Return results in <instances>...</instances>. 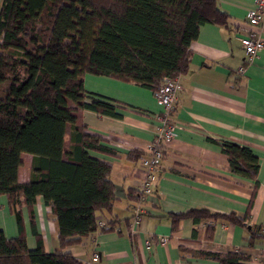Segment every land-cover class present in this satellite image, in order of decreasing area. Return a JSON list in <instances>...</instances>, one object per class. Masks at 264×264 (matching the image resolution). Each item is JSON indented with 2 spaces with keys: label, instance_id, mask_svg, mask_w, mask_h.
<instances>
[{
  "label": "trees",
  "instance_id": "obj_1",
  "mask_svg": "<svg viewBox=\"0 0 264 264\" xmlns=\"http://www.w3.org/2000/svg\"><path fill=\"white\" fill-rule=\"evenodd\" d=\"M206 24L228 26V16L215 0H1L0 196L7 199L18 236L8 239L0 229V264H87L65 249L118 230L117 220L98 227V214L112 211L115 188L111 164L90 156L114 152L76 124L75 110L68 105L120 118L118 105L86 92L85 75L106 76L154 92L165 78L187 71L190 44ZM220 147L230 172L253 181L254 196L257 157L236 144L224 142ZM22 154L33 157L26 183L18 182ZM37 197L50 209L56 225L59 250L54 253L44 252L36 228ZM23 208L36 241L34 249L27 247ZM170 218L174 230L183 219L242 226L248 213L239 218L194 209ZM126 226L133 238L130 223ZM212 231L206 226V239ZM248 234V247L264 238L259 228ZM190 256L218 264L249 260L234 249Z\"/></svg>",
  "mask_w": 264,
  "mask_h": 264
},
{
  "label": "crops",
  "instance_id": "obj_2",
  "mask_svg": "<svg viewBox=\"0 0 264 264\" xmlns=\"http://www.w3.org/2000/svg\"><path fill=\"white\" fill-rule=\"evenodd\" d=\"M220 11L228 16V26L206 24L200 27L191 42L188 69L177 77L180 91L176 94L171 120L175 136L165 147L153 194L144 203L136 234H128L133 207L137 204L139 186L144 179L141 160L154 139L156 116L161 113L153 92L134 83H125L106 76L85 75L86 92L118 105L120 118L78 109L73 103L76 124L86 132L99 136L114 155L91 152L90 156L111 164L110 180L115 201L111 213L98 214L103 223L117 220L118 230L85 238L80 244L65 249L76 259L91 264H218L209 259L194 258L192 252L240 250L249 256L244 264H264V238L248 247V231L260 229L264 235V48L250 63L244 64L239 38L254 30L264 42V23L252 28L246 20L252 0H215ZM1 7V0H0ZM244 68L242 75L238 74ZM228 142L248 148L258 160L257 188L253 181L232 174L220 144ZM23 165L18 182L29 180L33 157L21 156ZM203 209L211 213L234 214L248 219L243 225L217 220L195 224L183 219L172 228L171 215ZM35 223L45 253L59 250L56 225L51 212L37 197ZM24 234L29 249L36 241L31 234L28 212L22 209ZM206 226H212L209 239ZM0 229L8 239L18 230L7 199L0 196ZM195 231V238L192 237ZM166 237L163 246L149 249L151 238Z\"/></svg>",
  "mask_w": 264,
  "mask_h": 264
},
{
  "label": "built area",
  "instance_id": "obj_3",
  "mask_svg": "<svg viewBox=\"0 0 264 264\" xmlns=\"http://www.w3.org/2000/svg\"><path fill=\"white\" fill-rule=\"evenodd\" d=\"M253 7L247 12L246 20L250 27H260L264 23V0H252ZM240 46L244 53V64H250L264 48V42L258 34L250 29L239 38ZM244 68L240 67L238 74L242 75ZM180 91L177 78H165L163 85L153 92L157 104L161 107V113L156 116L157 125L154 130V139L147 148V156L141 160V169L144 179L139 186L137 204L133 207V215L130 222V233L135 235L142 216L147 213L145 202L153 194V185L157 179L160 163L165 154V147L175 136V125L171 115L176 103V94ZM98 227L103 225L101 220L97 222ZM166 237L151 238L146 246L151 249L154 245H165ZM98 254L94 252L91 257V264L98 261Z\"/></svg>",
  "mask_w": 264,
  "mask_h": 264
}]
</instances>
